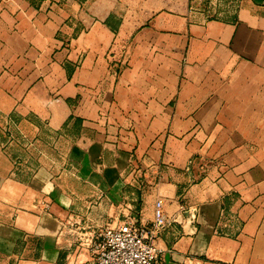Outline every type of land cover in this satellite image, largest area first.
<instances>
[{
	"label": "crops",
	"instance_id": "0c3cea01",
	"mask_svg": "<svg viewBox=\"0 0 264 264\" xmlns=\"http://www.w3.org/2000/svg\"><path fill=\"white\" fill-rule=\"evenodd\" d=\"M83 11L0 0V114L79 124L89 148L69 175L102 195L93 209L130 162L133 220L151 228L163 202L159 264H264V0L119 32ZM18 177L0 144V264H94L66 232L77 192Z\"/></svg>",
	"mask_w": 264,
	"mask_h": 264
},
{
	"label": "rangeland",
	"instance_id": "374dc122",
	"mask_svg": "<svg viewBox=\"0 0 264 264\" xmlns=\"http://www.w3.org/2000/svg\"><path fill=\"white\" fill-rule=\"evenodd\" d=\"M77 1L84 7L83 13H88L89 22L103 20L116 32L133 31L162 12L176 15L194 13L208 18H221L232 15L238 6V0ZM71 124L69 119L62 130H56L33 116L0 114V144L14 163L18 180L29 183L35 180L42 183L47 181V185L53 184L54 188L63 189L67 194L72 190L77 192L74 195L78 199L77 208L70 211L66 232L79 241L91 231L115 227L128 219H135L133 199H136V195L132 196L131 192L136 190L138 179L132 177L133 165L130 162L124 163L128 176L122 179V194L111 195L109 202L97 201L98 207L93 209L94 204L90 206V203L100 199L102 195L94 196L87 189L88 185L83 182V178L78 182L69 175L80 169L81 161L89 148L88 139L81 136L79 124L70 126ZM50 198L53 199L46 194L43 201L49 202ZM139 204L140 212H143V202ZM100 218L107 221H100ZM31 246L35 248L36 243Z\"/></svg>",
	"mask_w": 264,
	"mask_h": 264
},
{
	"label": "built area",
	"instance_id": "2783aa9c",
	"mask_svg": "<svg viewBox=\"0 0 264 264\" xmlns=\"http://www.w3.org/2000/svg\"><path fill=\"white\" fill-rule=\"evenodd\" d=\"M167 225L163 202L158 200L151 228L128 219L116 227L91 231L78 243L91 254L94 264H159L154 233Z\"/></svg>",
	"mask_w": 264,
	"mask_h": 264
}]
</instances>
